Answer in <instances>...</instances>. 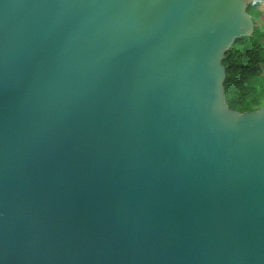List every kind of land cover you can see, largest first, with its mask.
<instances>
[{"label":"water","instance_id":"1","mask_svg":"<svg viewBox=\"0 0 264 264\" xmlns=\"http://www.w3.org/2000/svg\"><path fill=\"white\" fill-rule=\"evenodd\" d=\"M254 1L0 0V264H264Z\"/></svg>","mask_w":264,"mask_h":264},{"label":"trees","instance_id":"2","mask_svg":"<svg viewBox=\"0 0 264 264\" xmlns=\"http://www.w3.org/2000/svg\"><path fill=\"white\" fill-rule=\"evenodd\" d=\"M262 1L255 0L247 9L255 23L253 36L238 38L222 61L227 102L239 112L264 106V16L258 10Z\"/></svg>","mask_w":264,"mask_h":264},{"label":"rangeland","instance_id":"3","mask_svg":"<svg viewBox=\"0 0 264 264\" xmlns=\"http://www.w3.org/2000/svg\"><path fill=\"white\" fill-rule=\"evenodd\" d=\"M258 10L262 13V15L264 16V1L260 2L259 5H258ZM261 37L260 36H257L256 38L259 39Z\"/></svg>","mask_w":264,"mask_h":264}]
</instances>
